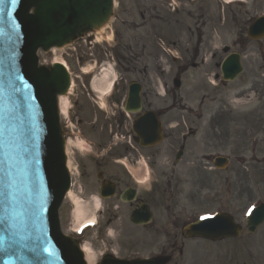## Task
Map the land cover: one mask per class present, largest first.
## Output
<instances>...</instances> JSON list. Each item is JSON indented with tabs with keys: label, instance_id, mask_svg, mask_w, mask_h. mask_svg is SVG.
Masks as SVG:
<instances>
[{
	"label": "water",
	"instance_id": "1",
	"mask_svg": "<svg viewBox=\"0 0 264 264\" xmlns=\"http://www.w3.org/2000/svg\"><path fill=\"white\" fill-rule=\"evenodd\" d=\"M108 5L0 0V245L10 248L3 260L11 255L2 264H68L54 223L67 181L52 99L66 77L60 67L51 73L37 69L34 51L61 44L81 24L96 23ZM260 221L250 222V230ZM60 239L82 264L76 248Z\"/></svg>",
	"mask_w": 264,
	"mask_h": 264
},
{
	"label": "flooded vegetation",
	"instance_id": "2",
	"mask_svg": "<svg viewBox=\"0 0 264 264\" xmlns=\"http://www.w3.org/2000/svg\"><path fill=\"white\" fill-rule=\"evenodd\" d=\"M161 1L155 0L152 5L142 8V11L138 14L137 24L134 21L131 22L134 34L140 31L148 32V25L166 20L165 17L157 18L160 16L159 12L164 8H174L172 5L174 3L170 0L171 3L162 4ZM166 22L169 23L168 20ZM197 24L195 22L194 26ZM170 25L175 26L173 35L186 37L182 32L183 26H185L183 22L176 21L170 23ZM188 31L191 32V29L188 28ZM175 41H177L176 47L183 49L185 45L180 43V39ZM88 44L91 45L92 42L89 41ZM242 47L245 80L241 95L244 100H248V97L253 95L256 100L259 99L260 107L249 112L248 106H245L239 117L233 113L227 115L201 113V110L204 111V99H201L196 108L192 107L194 100L185 99L181 96L179 88L174 89L172 82L166 75L161 76L163 83L162 90L159 91L151 65L143 64L140 70L142 53L134 51L130 45H128V50H122L119 56L125 64V73H130L131 77H133V80L130 79L132 80L131 82L139 87V110L133 108L130 114H126L123 109L128 86L131 83L127 81L126 74L120 76L121 81L114 88L111 96L104 101V104L93 93L89 82L77 84L73 91L72 126L76 131V136L73 138L82 137L90 140L92 142V153L98 155L97 159L92 157L89 162H85L78 156L76 150L72 152V163L76 166L78 182L85 189L93 191L96 188L98 192L102 181L112 185L114 194L108 200V206L112 208L113 203L119 201L122 191L129 185L134 187L138 198V191L135 189L136 184L133 177L131 175L129 177L124 171L123 174L128 176L127 182L122 177V165L136 168L141 162H144L146 168L150 171L151 181L150 188L141 195L146 196L145 199L148 200L154 199L156 194L160 197L168 194L171 196L170 191L178 190L176 187L179 179L178 174L174 170L175 165H178L183 159L184 165H192L196 170L205 168V164L200 159V153L223 149L227 141H230L232 133L230 126L237 118L240 119V126L243 127L244 133L252 132L258 127L264 128V45L258 44L260 58L252 66L253 76L251 77L252 82L250 85L248 76L249 47L246 38L242 39ZM88 49L90 50L91 47H88ZM205 53L206 50L203 53L196 51L193 56H188L185 59H191L189 64L191 65L195 59L204 56ZM212 59H214V56L211 57L210 61ZM174 69L177 79L180 80V76L186 72L187 67L178 68L176 66ZM160 70L156 72H160ZM146 113L152 114L160 122L161 141L155 146L141 145L140 138L137 137L135 130L132 128L135 121ZM203 121L207 122V129H202ZM145 127L150 129L152 124L150 122L145 123ZM221 138L226 139V141ZM242 143L244 144L243 139ZM179 150L182 151V156L183 154H186V156L184 158L181 157L178 163L174 164L173 158H175V153ZM261 166L264 174V159L261 162ZM92 169H94V179L97 182L96 187L92 185ZM145 199L139 198L141 201ZM148 200H145L147 205L150 204ZM113 209L118 210V207H113Z\"/></svg>",
	"mask_w": 264,
	"mask_h": 264
},
{
	"label": "rangeland",
	"instance_id": "3",
	"mask_svg": "<svg viewBox=\"0 0 264 264\" xmlns=\"http://www.w3.org/2000/svg\"><path fill=\"white\" fill-rule=\"evenodd\" d=\"M115 1L117 5V7L115 5V10H116V15H117L120 13V5H118L117 0ZM223 2L225 1L207 0L203 3L200 2V4L196 6L195 5L189 6V7H194V6L196 7V9L191 12L192 15L196 17V19L205 18L207 22L213 21L212 24L210 23L209 24L215 27V31H216L214 33L215 41L213 44L212 43L210 44V47L208 49H210L214 53H217V55H222L221 49L223 46L225 45L232 46L234 44L233 42L234 37H235L234 33H235V30L239 28V26H237L236 23H230L232 21L229 17V11ZM200 14L204 16H201ZM219 15L221 18L220 20L218 19ZM174 17L175 18H180V17L187 18L188 15L185 12H180L179 15H175ZM202 30L211 31L209 28H203ZM196 33L197 34L201 33V30L199 31L197 30ZM202 33H205V32H202ZM98 40H100L99 35H98ZM158 43L162 45L160 41H158ZM153 44L154 43L150 41V45H153ZM233 49L240 50L239 44L236 45V47H234ZM80 55H83L82 50H80L78 46H75V48L60 50L57 54V57H62L63 59H65L69 69H71L70 71L73 72L76 67V59L80 57ZM174 56L176 55L174 54ZM52 57L53 56L51 54L44 55V59L46 60H49ZM86 64L93 65L92 63H81L79 66H85ZM104 66L106 67V65ZM211 73L217 74L218 71L214 70ZM72 74H73L72 77H74V73ZM212 74L208 75L207 78L211 79L210 77ZM112 75H114L115 79L117 80L116 73L111 74L110 77ZM171 76H172V73L170 77ZM205 85H206L205 86L206 89H200L201 92L199 96H201L203 93L209 94L208 91H211V89H213L212 87L214 86V84H211L209 80L208 82L207 81L205 82ZM227 87H228L227 90H225L223 93V97L225 101L229 102L236 96L240 97L241 77H239L235 83L230 84ZM230 108H233L236 110V112H239V110L241 109V104H239V102L232 103ZM227 109L228 108H218L214 110L213 112L226 114L228 112ZM238 167L239 166L235 162L231 161L227 170L226 171L224 170L225 172L224 171L217 172V171L211 170V172H209L208 174V177L215 180V184L212 187H213V190H215L218 193V198L222 203V205L219 207H221L222 209L228 212H231L236 217L237 221L240 223L242 222L241 213L244 207L247 204L249 205L248 207H251L255 205L256 203L260 202V196L253 195L249 200H244L236 196L234 193L232 194L226 193V187L221 181V179H224L225 177L231 178L233 180V185L236 190L240 189V183L237 181V178L239 176H237L236 174V172L238 171L237 169ZM249 172L255 175L259 179L260 177L259 173L256 174L255 171L253 170L252 171L249 170ZM251 187L255 189L253 191L257 193L256 183L254 181H252ZM72 191H73V188L71 190V193ZM261 192L264 198V185L261 189ZM186 193L190 194L192 192L188 190ZM73 194L79 198H81L80 196H84L83 194L78 196V191L76 189H74ZM209 204L214 205L215 201L210 200ZM203 206H206V205L202 204L199 206V208ZM72 211H73V206L71 204V201H69V199H65L62 204L61 210H60L61 226L63 227L65 231H68V229L71 230L72 227L75 225L76 220L74 219L75 217H73L74 213L72 214ZM69 212H70V216L68 215ZM183 219L184 218H182V220ZM122 221H123V224L127 225L125 219H123ZM178 226L180 227V225ZM179 227L176 230V234L179 233ZM65 233H69V232H65ZM92 233H93V237H96L95 236L96 232L93 231ZM126 233L131 234V231L129 229H126ZM134 236H135V240H134V246L132 248L127 243L119 247L118 251L121 254V256H129L132 253H134L135 250H138L139 248H143L142 251L139 252L140 255L141 254L148 255L151 252H153L154 254H158L161 252V250L158 249V247H160L163 244L162 241L166 239L165 235L162 233H159V234L152 233L151 241L142 244L141 237L144 235L134 233ZM86 241H89V240L86 239ZM120 242L122 243V240H120ZM176 242H177L176 243L177 247H173L171 244L172 242L167 243L166 255L170 256L172 259H175V260H178V259L184 260L185 264L196 263V258H197L198 263H203L201 262L202 258H203V261L206 260V257L208 256L209 253H206L204 255L197 254V253L195 254V249H196L195 246L204 248V250H208L211 253V255L209 256L210 261L209 262L205 261V264H221V262L225 263V257H227L228 259H232L233 264H264V224L257 230L255 234L253 235L243 234L240 239L231 240L230 241L231 245H228V246H224L221 243L211 244V243H205L199 240H194V241L185 240L183 241L184 247H192L190 248V251L188 252L187 255H186L187 251L183 250V254L179 256V252H178V248L180 246L179 237H177ZM149 246H151V249H146ZM231 252H232V255H231ZM93 257H94V261L97 262L96 254H94Z\"/></svg>",
	"mask_w": 264,
	"mask_h": 264
},
{
	"label": "bare ground",
	"instance_id": "4",
	"mask_svg": "<svg viewBox=\"0 0 264 264\" xmlns=\"http://www.w3.org/2000/svg\"><path fill=\"white\" fill-rule=\"evenodd\" d=\"M225 1H228V0H225ZM54 63H60L64 66H66L64 64L63 61H60L58 59H54L53 60ZM89 71V68H86L84 69V73H87ZM110 72V69H106L104 70V74H102L98 79H93V85L96 87L100 84V82H103L105 81V76L108 75ZM109 82L111 80H108ZM67 107H68V99L64 98V94H60V96H58V108H59V113L62 115V116H65L66 115V112L67 111ZM73 204H74V213H75V219H76V226H78L79 224L85 222V221H88V220H91L92 221V213L91 212H88V214L86 215V211L88 208L86 207H83L81 205V203L73 200ZM95 204L97 205V202L95 201ZM76 226L74 228H76ZM82 253H84V259L86 261L87 264H91L92 263V260H93V257H92V252L91 250L88 248V247H83L82 248Z\"/></svg>",
	"mask_w": 264,
	"mask_h": 264
}]
</instances>
